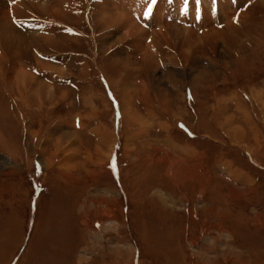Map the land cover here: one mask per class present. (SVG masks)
Returning a JSON list of instances; mask_svg holds the SVG:
<instances>
[{
    "label": "rangeland",
    "instance_id": "rangeland-1",
    "mask_svg": "<svg viewBox=\"0 0 264 264\" xmlns=\"http://www.w3.org/2000/svg\"><path fill=\"white\" fill-rule=\"evenodd\" d=\"M136 1L142 37L127 11L116 23L104 9L102 23L115 25H99L105 44L87 13L71 50L36 54L63 74L37 67L32 48L20 60L51 87L48 101L16 76L0 80V264H264V13L228 45L219 21L250 17L243 0ZM186 34L203 45L197 62ZM110 54L131 72L112 77ZM215 159L249 179H227ZM197 171L203 198L197 180H183Z\"/></svg>",
    "mask_w": 264,
    "mask_h": 264
},
{
    "label": "bare ground",
    "instance_id": "bare-ground-1",
    "mask_svg": "<svg viewBox=\"0 0 264 264\" xmlns=\"http://www.w3.org/2000/svg\"><path fill=\"white\" fill-rule=\"evenodd\" d=\"M13 1L15 2V4L12 5L17 6V8L13 9V13L15 14L14 17H12L11 8H9L8 3L5 2V0H0V80L3 81L4 75H11L12 78L13 76L20 78L21 81H24L23 84L26 88L33 91V93H37V97L42 99L40 100L41 103L44 100L48 101L50 98H52L54 96V92L52 93V89L49 86L37 80V75L33 74L32 70H28L30 68H26L25 66L20 64V60H29L33 57V55L29 53V50L31 48L32 51L34 50V59H36V54L39 53V51H44L46 53V51L51 50L54 52L63 53L65 51L67 52L68 50H71V48H73L74 44L76 43L75 38L73 39L70 36L72 28L74 29V25L79 24L83 20H85L87 17V13L91 17L92 22L95 24L93 28L98 33L95 36L96 44H105L104 37L100 33L102 26L100 27L99 25H103L106 27H112L115 25H110L106 22L102 23V15L104 13V9H106L107 12L116 13V23L123 22L125 19V14H127L128 12V22H131L132 26L135 28L137 35L139 37H142V35L145 34L143 26L147 19L145 15L144 18L142 15H139L142 14L141 11L144 9V1L137 2L136 0H121L122 6H120L116 2H114V0H49L51 2L52 7L48 9L43 8L41 2V4H37L34 1L30 2L31 0ZM182 1L183 0L178 1L179 5L183 3ZM245 2H248L249 6L247 5V8L244 7V5H246ZM120 7H124L123 12L119 11ZM241 7L243 14L250 13V17L247 16L243 18L242 21H240V19L238 20V18L242 17L243 15L241 14L240 16L239 14L238 17L234 16L235 18L237 17V20L233 22V20L235 19L234 17L233 20H230L232 18L229 19L226 15L222 14L219 23H221V28L225 27L222 30H224V32L226 33V37H223L224 39L219 37L217 35L218 31H215L213 33L215 36L212 34L214 36L213 40H215V42L216 40L223 39L227 40V44L229 45L232 44V40L238 41L239 32H250L252 28L254 29L255 21L252 17L259 16L264 13V0H243L241 3ZM29 13L30 15H36L37 22L27 24ZM202 15V18H205V14ZM33 16H31V18ZM166 18L167 17L162 15L160 19L163 20H159V22L164 21ZM193 18L194 17H192V19L190 18L189 26L193 25ZM139 19L141 20L140 23ZM206 22L208 21L206 20ZM216 23L217 22H215V24ZM26 25H29L30 27L25 29ZM37 29H39L40 31L44 29V31L41 32L43 37L38 36ZM26 30L27 32L24 33ZM125 33L126 36H132L133 34H135V32L130 29L128 31L126 30ZM247 35H249V33ZM206 39L209 40L210 38ZM189 41H191V46L189 47V49L194 55L193 61L197 62L196 55L202 54L201 50H203V45L202 43L200 45V42L198 40H193L192 34L186 36V42ZM200 41L202 42V40ZM114 45L115 44H109L106 48L109 49ZM108 58L110 60L112 59L111 63H113V73H110L112 77L116 71V67H121L119 70V73L121 75L124 74L123 72L125 71L126 67L128 68V72H131L132 68H129L131 65L121 66V61L117 59L114 62L115 58L112 54H110ZM36 61L38 65L37 67L42 68L44 71H54L55 73L57 72V74H63L60 68L57 69L53 66L46 65L41 62L42 60L39 61V59H36ZM150 64V61L146 62L144 72H146V69L149 67ZM129 79L130 76L128 78L127 74L122 76L121 81H123L126 85L122 87V90L119 93L117 92L116 94L115 99L121 109H124L125 105L130 104L128 96L132 84L130 86ZM45 94L50 95L44 98L43 95ZM28 98L20 97L18 98V100L23 101V104L29 107L30 98Z\"/></svg>",
    "mask_w": 264,
    "mask_h": 264
},
{
    "label": "crops",
    "instance_id": "crops-1",
    "mask_svg": "<svg viewBox=\"0 0 264 264\" xmlns=\"http://www.w3.org/2000/svg\"><path fill=\"white\" fill-rule=\"evenodd\" d=\"M50 87V86H49ZM122 87L123 86H121V88L117 91L118 93L122 90ZM51 88V87H50ZM19 103H21L22 105H24L23 104V101H21V100H19L18 101ZM115 128H117V123H116V125H115ZM183 129L186 131V133L189 135V136H191V137H194L195 136V134L194 133H192L191 131H189L188 130V128L186 127V126H183ZM228 136H230V137H232L233 136V134H230L229 133V135ZM227 136V137H228ZM232 141H234V138H232L231 139ZM241 141H243L241 138H240V143H241ZM235 142H238V140H236ZM232 143H234V142H232ZM234 144H237V143H234ZM239 145V144H238ZM199 151V150H198ZM246 152H249V151H246L245 150V153ZM243 153V152H242ZM251 153H253V152H251ZM246 154H248V153H246ZM243 155L244 156H246L244 153H243ZM246 158L248 159V160H250L253 164H255V165H257V166H260V164H259V161L258 160H256V159H254L252 156H246ZM254 159V160H253ZM215 163L216 164H219L222 168H226V170H225V174H227V179H232V180H237V179H240V180H244V181H246L247 179H249V176L247 175V173L245 172V171H243V170H240V169H237V167H231V166H229L228 167V165H226V164H223L222 163V161L221 160H217V159H215ZM196 174H197V178H193V177H184V179L183 180H186V179H188V180H197L198 181V184H199V191H198V193H199V196L201 197V198H203V194L205 193L204 192V190H205V188L207 187V186H209V182L207 181L206 182V184H205V188H204V184H203V178L200 176V175H204V172L203 171H197L196 172ZM205 177V176H204ZM246 183V182H245ZM203 184V185H202ZM249 186L248 187H250L251 186V184H250V182H249V184H248ZM201 187L202 188H204V189H201ZM251 188V187H250ZM217 204L216 203H212L210 206H212V207H214L215 209H218L217 208V206H216Z\"/></svg>",
    "mask_w": 264,
    "mask_h": 264
}]
</instances>
